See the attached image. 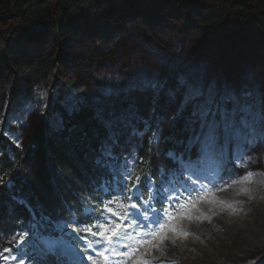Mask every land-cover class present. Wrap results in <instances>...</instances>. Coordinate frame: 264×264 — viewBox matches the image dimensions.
<instances>
[{
    "label": "rangeland",
    "instance_id": "374dc122",
    "mask_svg": "<svg viewBox=\"0 0 264 264\" xmlns=\"http://www.w3.org/2000/svg\"><path fill=\"white\" fill-rule=\"evenodd\" d=\"M154 2L76 0L73 19L66 18L51 4V18L31 25L24 32L16 9L28 12L37 5L27 0L17 3L13 17L0 20V157L7 154L12 159L16 148L28 149L29 130L36 119L46 118L52 127L61 129L63 116L56 108L58 102L68 115L80 112L81 107L95 113L108 135L101 142L102 151L97 158L101 164L105 163L104 153L112 143L109 137L113 134L119 136V143L112 148L113 166L131 170L132 177L139 170L140 151L145 145L155 150L153 164L157 178L153 181L156 184L160 183L159 169L164 168L165 160L177 167L167 158L168 150L183 153L186 162L198 161L195 149L189 153L179 143L184 137L183 121H177L173 127L163 120L175 110V105L168 101V90L176 89L177 77L183 74L199 75L237 90L252 89L257 95L264 93V48L258 35L252 37V44L238 47L224 33L222 49L212 51L203 42V28L196 18L189 13H174L169 7ZM93 20L102 32L111 33L110 40L90 38L86 26ZM76 36L84 41L83 46L75 47ZM12 47L20 53L8 50ZM152 75L158 77L163 92L157 94L146 86L141 87L132 94L134 115H129L130 86ZM114 118H118L114 125L107 127L106 121ZM158 126L160 143L157 146L152 130ZM233 159L235 168L228 161H209L199 169V180L195 181L202 185L199 192L193 191L192 198L177 204L176 211L165 218L167 239L162 243L157 240L155 250L148 244L141 248V252L147 250L146 258L151 264H212V255L215 264H264V194L258 193L260 186L264 188V142L256 141L249 149L239 148ZM225 165L227 173L223 171ZM184 178L195 180L192 169ZM149 195L154 192L149 190ZM241 196L252 198L251 205L236 201ZM115 199V213L124 214L128 202ZM17 202L18 196H8L10 211ZM233 204H240L242 213L230 212ZM241 215L251 219H244L247 227L236 235H231L229 230L212 229L210 235L206 231L215 220L222 222L225 217L229 220ZM108 216L107 213L104 218ZM68 221L72 222L68 224L69 231L72 227L81 230L74 220L65 222ZM32 224L24 232L10 236L0 232V249L10 247L8 242H14L15 247L24 242L23 245L31 246L36 253L34 242L42 240L40 235H32ZM31 253L28 251L29 256ZM92 254L95 261L101 258ZM19 258L22 259L17 264H32L23 251L19 252ZM111 259L109 255L108 261Z\"/></svg>",
    "mask_w": 264,
    "mask_h": 264
},
{
    "label": "snow or ice",
    "instance_id": "6c2138e0",
    "mask_svg": "<svg viewBox=\"0 0 264 264\" xmlns=\"http://www.w3.org/2000/svg\"><path fill=\"white\" fill-rule=\"evenodd\" d=\"M145 86L154 93L163 92L156 75H152L146 81L133 83L128 94L129 115H134L132 94ZM167 95L169 103L175 105V110L163 120L173 127L177 121H183L184 137L179 143L183 144L189 153L195 149L198 161L195 164L186 162L183 153L177 154L174 150H168L166 156L176 163V168L165 170L161 167L159 184L154 183L148 176L143 179L136 177L133 183L131 170L113 166L115 156L112 148L119 143V136L111 135L109 140L112 143L104 153L105 163L101 164L99 159L96 161L100 167L108 171V175L101 178L100 185L109 192V195L103 200L98 197L93 199L103 204L104 200L111 203L115 198H122L128 202L125 213L117 215L111 207H105L101 209L96 224L84 220L77 221L88 229L83 235L77 227H72L73 235H68V224L72 223L71 221L57 223L55 230L58 235L42 240L37 252L32 256L25 252V258L30 259L32 264H78V261L85 258L91 264H96L93 252L104 261L109 260L108 253H111L117 264L129 262L151 264L146 258L147 250L141 252V248L148 244L155 250L158 248L155 243L157 240L162 243L167 239L164 234L165 218L170 212L176 211L175 206L185 196L190 198L192 191L199 192L202 185L195 182L199 180V169L209 161L213 163L228 161L235 168L233 157L241 145L247 146L248 141L252 140L257 132L264 133V93L257 95L252 89L237 90L217 81H208L199 75L182 74L177 77L176 89L168 90ZM153 115H156L155 110ZM117 119L107 120L106 126L111 128ZM152 131L158 146L159 126ZM189 169H192L195 180L184 178ZM223 171L227 173V165ZM221 179H224L223 176ZM189 186L192 191H189ZM142 188L154 192L147 202L142 196L137 195ZM104 211L109 214L108 218L103 217ZM112 221L115 222L114 226ZM97 225L103 231L93 230ZM33 227L37 228L39 233H43L47 225L37 222ZM89 236L98 238L96 239L98 247L91 245ZM23 243L21 242V247Z\"/></svg>",
    "mask_w": 264,
    "mask_h": 264
},
{
    "label": "trees",
    "instance_id": "16d2710c",
    "mask_svg": "<svg viewBox=\"0 0 264 264\" xmlns=\"http://www.w3.org/2000/svg\"><path fill=\"white\" fill-rule=\"evenodd\" d=\"M13 1L0 0V16L11 14ZM26 1L20 0L19 3L22 4ZM75 1L46 0L33 6V9L28 12L16 9V17L23 23L22 30L26 32L31 25L51 18L52 15L49 13L51 4L59 9L66 18L73 19L72 12L75 8ZM154 1L153 3H155ZM156 1L160 6L169 7L174 13H189L196 18L203 28V42L212 51L222 49L224 33L229 41L238 47L250 45L252 37L258 35L264 48V0ZM86 29L91 39L93 37H107L108 40L112 38L111 33L102 32L94 20L90 26H86ZM78 38L80 37L74 40L75 47H81L84 44V41L78 40ZM34 48L39 50L40 47L35 46ZM9 49L12 52L20 53L13 47ZM36 55L38 56V54ZM55 105L63 116L61 129L52 127L46 118L36 119L32 122L29 130L28 149L16 148L12 152V159L7 154H2L0 157V232L5 236L25 230L26 224L31 218L24 207L25 205L31 207L38 217H49L56 221L61 217L68 218V209L82 213L85 205L94 207L98 204V200L93 197L99 198L101 178L106 177L108 172L96 161L102 150L101 142L108 137L107 131L98 123L95 113L90 108L81 107L80 112L68 115L58 102ZM142 109L145 110V108ZM180 124L182 125V123ZM178 127L182 126L178 124ZM259 140L264 142V133L257 132L252 140L248 141L247 146L241 145L240 148L249 149ZM141 156L145 164L141 167L142 172L145 166L149 167L147 164L153 163L154 150L146 147L142 149ZM262 182L264 183V181ZM261 187L259 189L257 187L259 195L264 194V188ZM9 195L18 196V199L23 200L25 205L23 206L19 201L13 204L14 208L10 211ZM247 197L241 196L236 201L251 205L252 198ZM224 201L225 199L221 202ZM222 206L223 204H220V207ZM241 209L243 207L240 204H233L229 210L230 212L240 210L242 213ZM203 213L212 218L209 213L205 211ZM244 219L251 218L241 215L229 220L225 217L222 222L215 220L210 223L206 231L210 235L213 233L212 229L214 231L229 230L231 235H236L247 227L243 222ZM204 241L206 242V240ZM7 246L11 248L0 249V264H17L19 252L23 250L28 252L29 250L28 247L24 249L20 244L15 247L14 242H8ZM18 248L19 251L16 250ZM211 260H214L212 264L216 263L213 255ZM165 264L179 263L168 262Z\"/></svg>",
    "mask_w": 264,
    "mask_h": 264
},
{
    "label": "water",
    "instance_id": "95a60500",
    "mask_svg": "<svg viewBox=\"0 0 264 264\" xmlns=\"http://www.w3.org/2000/svg\"><path fill=\"white\" fill-rule=\"evenodd\" d=\"M20 0H14L13 1V4H12V6H11V14L9 15V16H0V20H7L8 18H11V17H13V15H14V9H15V7H16V5H17V3L19 2ZM31 3H33V4H38V3H41V2H43V1H46V0H29Z\"/></svg>",
    "mask_w": 264,
    "mask_h": 264
},
{
    "label": "bare ground",
    "instance_id": "6f19581e",
    "mask_svg": "<svg viewBox=\"0 0 264 264\" xmlns=\"http://www.w3.org/2000/svg\"><path fill=\"white\" fill-rule=\"evenodd\" d=\"M24 249L26 248V247H28V246H26V245H23L22 246ZM29 248V252H32V250H31V246L30 247H28ZM23 252H26L25 250H23ZM117 263V262H116ZM115 263V264H116ZM78 264H89L87 261H85V260H82V261H78ZM109 264H113V261L112 262H110Z\"/></svg>",
    "mask_w": 264,
    "mask_h": 264
}]
</instances>
